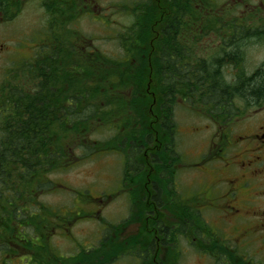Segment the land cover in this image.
Wrapping results in <instances>:
<instances>
[{"label": "flooded vegetation", "instance_id": "obj_1", "mask_svg": "<svg viewBox=\"0 0 264 264\" xmlns=\"http://www.w3.org/2000/svg\"><path fill=\"white\" fill-rule=\"evenodd\" d=\"M111 2L0 0V25L13 23L24 11L41 12L43 26L36 33L45 32L50 39L37 52L29 51L32 57L24 63L43 54V49H70L91 56L92 51L87 49L90 40L80 38L76 29L65 31V27H77L86 18L104 23L108 13L115 10L131 18V23L117 34L121 58L128 57L131 50L132 63L137 59L138 64L147 66L143 72L149 76L183 78L181 84H174L177 90H192L187 78L199 77V121L187 130L197 137L198 147L185 156L187 161L177 154L175 171L169 173L165 168V175L159 172L165 187L155 180L153 171L150 195L154 210L145 216L149 225L150 221L156 222L154 227L143 228L140 213L132 208L128 196H123L128 214L116 224L117 228L98 216L99 209L81 208L85 220L104 225L99 245L103 244L109 254L105 264L120 259L133 264H179L191 259L197 264H264V93L258 98L250 95V99L224 95L223 100L213 99L212 94L218 84L214 78L235 89L239 75L252 76L262 69L264 53L262 57L256 54L264 50V0ZM13 39H8V45H0V78L4 81L10 80L11 67H5L10 58L5 54ZM151 81L140 89V94L153 93L150 87L157 86L156 79L153 84ZM152 103L156 106L155 100ZM152 161L155 166V153ZM177 170L189 173L193 183L186 187L192 195L184 200L179 196ZM123 182L121 191L128 193ZM43 187V177L30 182L25 171L0 175V264H76L78 255L88 252L73 241V253H59L54 241L60 237L73 239L68 228L73 219L69 216L70 222L61 219L46 227L45 206L38 201ZM112 199L92 197L90 202L105 206ZM167 207L181 210L167 211ZM161 210L166 212L162 214ZM162 219L164 227L159 228L157 223ZM115 251V257H110Z\"/></svg>", "mask_w": 264, "mask_h": 264}, {"label": "trees", "instance_id": "obj_2", "mask_svg": "<svg viewBox=\"0 0 264 264\" xmlns=\"http://www.w3.org/2000/svg\"><path fill=\"white\" fill-rule=\"evenodd\" d=\"M132 32L128 35L130 39ZM41 52L32 63L11 70L10 80L6 79L0 89V175L25 171L30 182L36 183L43 177L46 188L50 185L49 175L69 164L72 146L76 150L90 149L86 145L88 136L99 129H108L113 132L109 140L91 145V153L115 150L124 154V182L131 206L140 213L143 228L154 227L156 222L150 221L149 225L145 216L154 210L150 195L153 171H156L155 180L165 187L159 172L165 175L166 168L171 173L177 163L175 107L180 103L198 107L199 77L189 76L188 84L193 89L183 91L174 88L183 78L175 80L165 74L149 76L143 72L147 66L138 64L137 59L132 63L131 50L128 57L116 60L101 54L82 55L70 49ZM96 65L105 66L106 70ZM150 79L151 84L156 79L153 93L140 94ZM214 82L218 84L212 92L213 99H226L224 95L258 98L264 93V65L252 76L239 75L235 89L225 86L218 77ZM118 92L121 94L117 95ZM104 118L107 126L103 124ZM166 210L181 209L167 207ZM44 223L47 226V218ZM157 225L164 227V219ZM116 252L110 257L114 258ZM107 255L100 244L78 255L76 264H105Z\"/></svg>", "mask_w": 264, "mask_h": 264}, {"label": "rangeland", "instance_id": "obj_3", "mask_svg": "<svg viewBox=\"0 0 264 264\" xmlns=\"http://www.w3.org/2000/svg\"><path fill=\"white\" fill-rule=\"evenodd\" d=\"M116 1L112 0V2ZM124 1L129 4L131 0ZM40 19L41 12L28 10L21 13L13 23L8 22L0 25V45H8V39L16 38L9 42L8 51L6 50L5 54L6 57L11 59V66L26 60L31 55L29 51L35 52L38 47H42L43 44L49 41L50 37L44 36L46 35L45 32L36 33L43 26ZM106 20L104 23H98L92 21L90 18H86L83 21L80 20L77 27H65V31L76 29L77 35L80 38L85 36L86 39L92 40L90 45L96 48V51L100 50L112 60H116L121 54L116 42V33L124 30L131 23V18H127L125 13L113 10L108 13ZM77 43L80 44L81 42L77 40ZM263 53L264 50L258 52L256 55L257 57H262ZM10 59H7L8 62L5 67L10 66ZM96 66L99 68L102 65ZM100 70H106V67L102 66ZM1 79L3 77L0 78V81ZM152 88L154 86L150 87V89ZM120 94L118 92L117 95ZM174 118L177 128L175 143L180 145L178 146L179 152L181 151L180 155H184L182 160L187 161L185 156H189V153L193 154L198 147V143L196 142L197 137L187 133V130L189 127L196 126L199 119L196 113H193V110L189 109L188 112L183 104L175 107ZM98 131L92 133L87 138L90 149L76 150V147H71L72 155L69 158L71 163L63 167L64 169L57 170L49 176L53 185L50 184L46 189L54 187L53 190L45 191V193L39 195L38 201L44 204L45 207L59 209L60 214L64 216L62 219L65 221H72L69 219V215L73 219L72 223L68 226L73 239L60 237L54 241L58 244L57 247L61 255H69L75 251L73 241L79 243L84 249L89 250L97 247L102 238L101 230L103 226L101 228V225L97 221L85 220L86 217H83L81 208L87 211L99 209L98 216L104 217L111 224L119 223L120 219L128 214V202L125 197L116 196L117 198L111 204L109 203L105 206H100L89 200L91 199L90 197L100 198L103 193L106 195H110L111 193L117 194L123 188V162L120 156L116 155L117 153L90 157L93 151V148L90 147L92 143H100L110 136V133L107 136L102 130L99 129ZM85 154L89 155L85 156ZM176 177L178 185H181V187H178L180 200H184L189 195H192L191 189L186 188L193 184L191 176L189 173L181 171L179 174L177 173ZM89 203H92V205L89 206ZM113 264L133 263L128 259H120ZM179 264L197 263L191 259L189 262L182 261Z\"/></svg>", "mask_w": 264, "mask_h": 264}]
</instances>
